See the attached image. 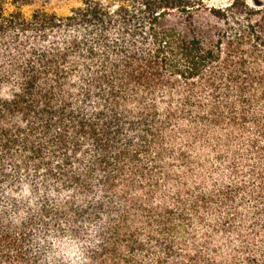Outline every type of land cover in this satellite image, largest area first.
<instances>
[{
  "label": "trees",
  "instance_id": "1",
  "mask_svg": "<svg viewBox=\"0 0 264 264\" xmlns=\"http://www.w3.org/2000/svg\"><path fill=\"white\" fill-rule=\"evenodd\" d=\"M175 92L195 124L264 137V4L0 0V264H165L169 213L129 191L165 151L178 112L156 101ZM244 250L222 264H264Z\"/></svg>",
  "mask_w": 264,
  "mask_h": 264
},
{
  "label": "rangeland",
  "instance_id": "2",
  "mask_svg": "<svg viewBox=\"0 0 264 264\" xmlns=\"http://www.w3.org/2000/svg\"><path fill=\"white\" fill-rule=\"evenodd\" d=\"M264 4V0H247ZM41 4L21 8L30 17ZM48 12L68 14L70 4L53 2L44 6ZM8 11H14L8 6ZM182 93V91H181ZM179 92L172 98L158 95L156 108L163 114L172 109L178 114L165 134V151L158 159L149 178H142L129 195L153 208L168 212L171 232L165 239L174 246V254L165 258V264H191L188 257L201 255L197 264H222L230 257L242 259L245 246L253 254L264 250V137H255L251 127L244 133L227 124L207 129L184 116ZM197 95L208 103L205 93ZM191 112V111H190ZM257 140V149L250 141ZM162 214V212H159ZM146 227L140 225L142 242L153 248L145 254L148 260L162 257L155 243L151 245ZM160 227L151 225L155 240L160 241ZM168 235V236H167ZM184 255V256H183Z\"/></svg>",
  "mask_w": 264,
  "mask_h": 264
}]
</instances>
